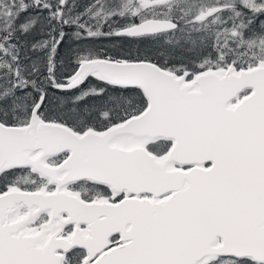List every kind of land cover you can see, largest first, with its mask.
<instances>
[{
    "label": "snow or ice",
    "instance_id": "1",
    "mask_svg": "<svg viewBox=\"0 0 264 264\" xmlns=\"http://www.w3.org/2000/svg\"><path fill=\"white\" fill-rule=\"evenodd\" d=\"M0 264H264V0H0Z\"/></svg>",
    "mask_w": 264,
    "mask_h": 264
}]
</instances>
